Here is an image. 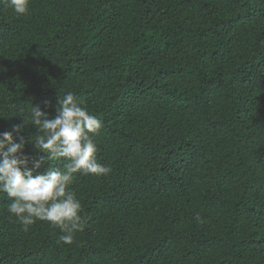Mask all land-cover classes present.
<instances>
[{"label": "trees", "instance_id": "obj_1", "mask_svg": "<svg viewBox=\"0 0 264 264\" xmlns=\"http://www.w3.org/2000/svg\"><path fill=\"white\" fill-rule=\"evenodd\" d=\"M67 91L111 171L75 174L72 244L0 195V264H264V0H0V132Z\"/></svg>", "mask_w": 264, "mask_h": 264}, {"label": "clouds", "instance_id": "obj_2", "mask_svg": "<svg viewBox=\"0 0 264 264\" xmlns=\"http://www.w3.org/2000/svg\"><path fill=\"white\" fill-rule=\"evenodd\" d=\"M30 2L7 0V6L23 16L29 12ZM21 116L23 124L0 132V195L6 194L10 201L7 211L25 231L37 221H47L63 233L62 242L72 244L75 234L83 230L82 204L70 187L75 174L103 176L111 171L96 158L94 136L102 121L72 91L60 94L54 116L32 104L27 115ZM24 124L36 129L27 139L20 135ZM29 143L44 154L40 159L32 160L25 152ZM61 160L63 168L50 164L46 171H38L45 161Z\"/></svg>", "mask_w": 264, "mask_h": 264}]
</instances>
